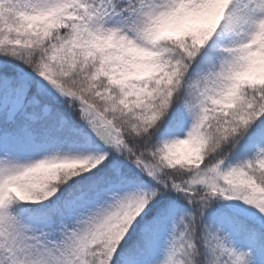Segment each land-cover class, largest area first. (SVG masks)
Wrapping results in <instances>:
<instances>
[{
  "label": "snow or ice",
  "instance_id": "6c2138e0",
  "mask_svg": "<svg viewBox=\"0 0 264 264\" xmlns=\"http://www.w3.org/2000/svg\"><path fill=\"white\" fill-rule=\"evenodd\" d=\"M0 264H264V0H0Z\"/></svg>",
  "mask_w": 264,
  "mask_h": 264
}]
</instances>
